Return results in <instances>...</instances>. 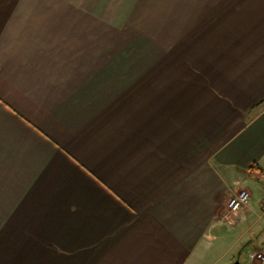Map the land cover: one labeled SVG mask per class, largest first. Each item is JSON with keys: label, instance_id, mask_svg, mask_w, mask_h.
Listing matches in <instances>:
<instances>
[{"label": "crops", "instance_id": "1", "mask_svg": "<svg viewBox=\"0 0 264 264\" xmlns=\"http://www.w3.org/2000/svg\"><path fill=\"white\" fill-rule=\"evenodd\" d=\"M263 198L264 0H0V264H264Z\"/></svg>", "mask_w": 264, "mask_h": 264}, {"label": "built area", "instance_id": "2", "mask_svg": "<svg viewBox=\"0 0 264 264\" xmlns=\"http://www.w3.org/2000/svg\"><path fill=\"white\" fill-rule=\"evenodd\" d=\"M251 200V194L248 190L246 189H241L236 191L227 201V214H226V219L229 222H232L236 214L245 208ZM261 213L264 218V198L261 203ZM249 257L251 259H256L258 261H263L264 260V255L261 253H253L250 254Z\"/></svg>", "mask_w": 264, "mask_h": 264}, {"label": "rangeland", "instance_id": "3", "mask_svg": "<svg viewBox=\"0 0 264 264\" xmlns=\"http://www.w3.org/2000/svg\"><path fill=\"white\" fill-rule=\"evenodd\" d=\"M260 185V187H261V189H263V184H259ZM261 189H258V191L256 192V193H258V195H259V193H260V191H261ZM252 203L253 204H255V206H258V202L257 201H254V200H252ZM226 223V227L227 226H229L228 224V221L226 220L225 221ZM228 223V224H227ZM231 226V225H230ZM264 235V234H263ZM235 262H238V261H240V255H239V252H237V254H236V258H235V260H234Z\"/></svg>", "mask_w": 264, "mask_h": 264}, {"label": "trees", "instance_id": "4", "mask_svg": "<svg viewBox=\"0 0 264 264\" xmlns=\"http://www.w3.org/2000/svg\"><path fill=\"white\" fill-rule=\"evenodd\" d=\"M258 167H256V166H254L253 168H251V169H257Z\"/></svg>", "mask_w": 264, "mask_h": 264}]
</instances>
